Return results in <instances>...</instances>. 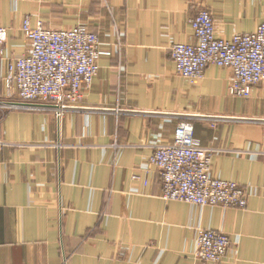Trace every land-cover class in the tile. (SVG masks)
Here are the masks:
<instances>
[{
	"label": "crops",
	"instance_id": "1",
	"mask_svg": "<svg viewBox=\"0 0 264 264\" xmlns=\"http://www.w3.org/2000/svg\"><path fill=\"white\" fill-rule=\"evenodd\" d=\"M203 10L223 39L264 23L262 0H0V264H208L194 257L201 229L230 236L223 264H264V82L241 98L229 68L194 83L177 74L171 48L196 43ZM26 19L84 26L101 43L98 76L61 118L9 98ZM185 122L216 151L212 177L242 186L247 208L162 198L150 158Z\"/></svg>",
	"mask_w": 264,
	"mask_h": 264
},
{
	"label": "built area",
	"instance_id": "2",
	"mask_svg": "<svg viewBox=\"0 0 264 264\" xmlns=\"http://www.w3.org/2000/svg\"><path fill=\"white\" fill-rule=\"evenodd\" d=\"M190 25L196 43L171 48L179 76L194 83L209 66L229 68L233 72L230 93L241 98H248L264 82V23L255 32L229 39L216 35L215 20L208 10L200 12ZM22 31L29 50L7 61L4 81L9 98L25 108L51 107L59 118L98 76L103 54L99 38L84 26L53 30L40 24L32 28L29 19ZM6 39L7 30L0 27V46ZM2 147L0 141V151ZM215 153L197 142L193 124L180 123L173 142L157 144L150 158L162 178V198L199 207L247 208L249 195L242 186L212 177ZM232 245L229 235L201 229L194 257L199 262L223 264Z\"/></svg>",
	"mask_w": 264,
	"mask_h": 264
},
{
	"label": "rangeland",
	"instance_id": "3",
	"mask_svg": "<svg viewBox=\"0 0 264 264\" xmlns=\"http://www.w3.org/2000/svg\"><path fill=\"white\" fill-rule=\"evenodd\" d=\"M100 45H101V43H100ZM82 97H83V92H82ZM82 97H81V99H82ZM12 101H17V99H11ZM80 100V99H79ZM78 101V100H77ZM18 102V101H17ZM18 105H21V103L20 104H18ZM23 107V106H22ZM29 109V108H28ZM54 113H55V115L57 116V114H56V111H54ZM58 117V116H57ZM59 118H61V117H59Z\"/></svg>",
	"mask_w": 264,
	"mask_h": 264
},
{
	"label": "water",
	"instance_id": "4",
	"mask_svg": "<svg viewBox=\"0 0 264 264\" xmlns=\"http://www.w3.org/2000/svg\"><path fill=\"white\" fill-rule=\"evenodd\" d=\"M14 105V104H13ZM18 106H20V105H18Z\"/></svg>",
	"mask_w": 264,
	"mask_h": 264
}]
</instances>
